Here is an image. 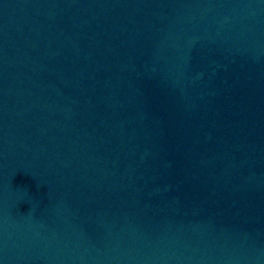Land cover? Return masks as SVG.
Listing matches in <instances>:
<instances>
[{"label": "water", "instance_id": "water-1", "mask_svg": "<svg viewBox=\"0 0 264 264\" xmlns=\"http://www.w3.org/2000/svg\"><path fill=\"white\" fill-rule=\"evenodd\" d=\"M0 264H264V0H0Z\"/></svg>", "mask_w": 264, "mask_h": 264}]
</instances>
